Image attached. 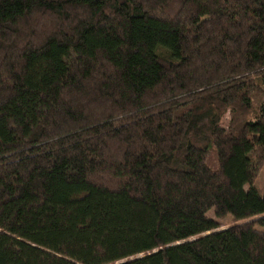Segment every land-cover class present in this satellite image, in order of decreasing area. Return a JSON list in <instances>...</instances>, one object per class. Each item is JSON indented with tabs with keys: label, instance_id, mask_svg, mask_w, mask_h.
I'll return each mask as SVG.
<instances>
[{
	"label": "trees",
	"instance_id": "1",
	"mask_svg": "<svg viewBox=\"0 0 264 264\" xmlns=\"http://www.w3.org/2000/svg\"><path fill=\"white\" fill-rule=\"evenodd\" d=\"M263 160L264 0H0V264H264Z\"/></svg>",
	"mask_w": 264,
	"mask_h": 264
},
{
	"label": "rangeland",
	"instance_id": "2",
	"mask_svg": "<svg viewBox=\"0 0 264 264\" xmlns=\"http://www.w3.org/2000/svg\"><path fill=\"white\" fill-rule=\"evenodd\" d=\"M227 119H228V114H225L221 120V124L226 125ZM253 186L260 194L263 193V191H264V160L258 166V168L255 172ZM244 187L248 188V184H246ZM207 215L211 218H214V214H213L212 210H210L207 213ZM219 222L221 224L220 228H225L226 226H229L233 223H240L241 221H235V220H233L232 216L227 215L223 219L219 220ZM255 228L259 229V230H264L263 227H259V226H255Z\"/></svg>",
	"mask_w": 264,
	"mask_h": 264
}]
</instances>
